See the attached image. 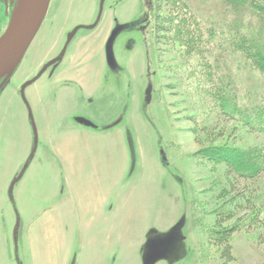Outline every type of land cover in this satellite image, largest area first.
<instances>
[{"label":"rangeland","instance_id":"374dc122","mask_svg":"<svg viewBox=\"0 0 264 264\" xmlns=\"http://www.w3.org/2000/svg\"><path fill=\"white\" fill-rule=\"evenodd\" d=\"M187 1L202 21L223 19L217 0ZM18 4L0 0V35ZM153 17L151 0L49 3L38 32L0 89V264H71L73 259L74 264H200V233L190 202L198 195L206 209H213L212 168L194 163L192 154L217 144L242 148L244 139L252 143L258 135L239 124L233 130L234 121L224 119L210 134L201 130L203 114L187 106L170 70L180 64L176 46L155 43ZM135 20L145 32L129 24ZM115 21L126 23L114 45L124 68L120 85L109 76L105 111L94 107L89 113L109 122L117 114L112 98L117 86L129 94V107L122 123L90 130L67 118L79 102L75 86L59 88L48 71L40 74L41 67L48 50L78 25L73 40L88 33L99 43L93 45L95 53L102 51ZM242 63L229 56L222 69L238 79L240 95L259 92L255 87L262 85V75ZM99 70L89 61L75 73L84 84ZM26 82L24 100L20 90ZM60 111H65L61 117ZM222 126L228 132L217 138ZM258 141L264 142L263 134ZM260 239L235 234V259L227 264H264ZM155 242L163 245L147 262ZM205 264H221V259L215 254Z\"/></svg>","mask_w":264,"mask_h":264},{"label":"trees","instance_id":"16d2710c","mask_svg":"<svg viewBox=\"0 0 264 264\" xmlns=\"http://www.w3.org/2000/svg\"><path fill=\"white\" fill-rule=\"evenodd\" d=\"M217 1L223 19L204 22L187 0H151L155 43L176 46L180 64L170 70L187 106L203 114L201 130L210 134L224 119L234 121L233 130L240 125L258 135L252 143L244 139L242 148L217 144L192 154L194 163L212 168L213 209H206L198 195L190 202L200 233V264L215 254L221 264L234 261L232 239L238 232L264 240V142L258 141L264 136V0ZM229 56L262 75V85L255 87L259 92L239 94L238 79L222 69ZM226 130L222 126L217 138Z\"/></svg>","mask_w":264,"mask_h":264},{"label":"flooded vegetation","instance_id":"af4514ba","mask_svg":"<svg viewBox=\"0 0 264 264\" xmlns=\"http://www.w3.org/2000/svg\"><path fill=\"white\" fill-rule=\"evenodd\" d=\"M125 24L126 23L120 24L115 21L103 43V49H101L102 51H98L97 54L94 51L95 48L93 47V45H98L99 43L93 40V38L89 36L88 33L79 37L77 40H73V37L81 28L80 25L73 27H77V29L73 31L74 29L72 28L69 33L66 34L64 41L57 43L58 46L56 48L48 50L47 57L44 60L43 66L41 67L40 74L48 71L49 77L53 80L54 84L61 83L59 84V88L61 89L68 87V85L75 86L76 88L73 87L74 90L77 89V93H73V97L79 100L78 105L73 107V111L69 113L67 117L71 122L79 124L80 126L90 130H102L103 128H108L107 125L109 124H113L116 121H119L114 124L118 125L123 122V119H125L124 117L129 107V94H127L125 97L123 94L124 91L120 92L119 86H117V91L112 88L114 109H117V114L112 117L109 122H98L99 118L94 117L93 114L89 113V110H94V107L96 111L100 110L101 113L105 111L108 103V101L106 100L108 96L107 94L105 95V92L107 91H105V89L108 88L109 76L115 77L118 84L120 85L121 75L123 74L124 68L118 61L114 50V45L117 37L121 33V30L126 26ZM129 24L133 25V28L142 31V33L143 31L145 32V29L142 28L141 24H136V20L132 21ZM112 33L113 36L110 44L113 54V60L109 63L106 55V45ZM89 61L97 63V66L100 65V70L97 71L96 74L94 73L93 76H91L83 84L80 82L82 81L83 76L75 73L76 68H79L82 63H88ZM145 86V96L147 95L146 99H149L150 93L152 91V83L150 79ZM147 89H149L148 94H146ZM55 92L56 93H54V95L56 96L57 89ZM59 92L60 91H58V93ZM60 112H63L62 114L60 113L61 117L65 111ZM120 116H122V119H120ZM128 141L129 144L132 143L130 135H128ZM161 153V156L164 159V152L162 149ZM162 245L163 242L153 243L149 248L147 256L149 255L148 257H150L152 260L154 256L158 252H160Z\"/></svg>","mask_w":264,"mask_h":264},{"label":"water","instance_id":"95a60500","mask_svg":"<svg viewBox=\"0 0 264 264\" xmlns=\"http://www.w3.org/2000/svg\"><path fill=\"white\" fill-rule=\"evenodd\" d=\"M49 3L50 0H19L11 21L0 35V88L12 75L38 32L46 16ZM76 29L77 27L73 31ZM112 36L113 33L106 45V55L109 63L113 60L110 44ZM26 84L27 82L22 85L20 90L24 100V86ZM148 93L149 89L146 91V94ZM120 119H122V116H120ZM117 122L119 121L109 124L107 127H112ZM148 256L146 257L147 262L151 260ZM71 264H74V259Z\"/></svg>","mask_w":264,"mask_h":264}]
</instances>
